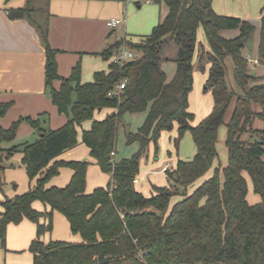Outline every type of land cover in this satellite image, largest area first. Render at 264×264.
<instances>
[{
	"label": "trees",
	"instance_id": "obj_1",
	"mask_svg": "<svg viewBox=\"0 0 264 264\" xmlns=\"http://www.w3.org/2000/svg\"><path fill=\"white\" fill-rule=\"evenodd\" d=\"M125 2L127 0H117ZM159 5V23L140 42L121 39L100 54L110 62L108 72L94 74L91 82H82L79 62L68 78L58 73L57 50L49 42L48 24L42 17L46 7L36 0H26L24 7L9 10L11 20L26 19L39 33L46 48V86L53 104L67 123L58 130L42 128L41 121L27 117L10 128L0 125V191L4 194L5 171L14 168L12 159L23 154L30 188L15 197L5 195L0 201L1 246L6 248L7 228L28 219L36 224V237L29 252L33 264H99L104 253L107 264H264V78L252 73L245 59V42L253 37L256 26L248 20L219 15L214 0H152ZM49 2V0H48ZM165 9H162V7ZM202 28L207 46L198 42ZM238 30L232 39L223 31ZM178 47L177 72L168 82L161 65L163 49ZM126 47L136 58L123 66L114 64L113 56ZM198 53V57L195 60ZM259 62L264 65V16L260 22ZM228 59L233 63V82L227 77ZM196 61V62H195ZM206 90L211 91L213 109L198 125H192L189 97L194 87L196 67L206 71ZM126 80L125 89L110 93ZM60 82V88L54 87ZM11 103H0V119ZM114 109L103 120L94 119L97 111ZM232 110L227 119V113ZM141 128L132 133L125 123L127 113H144ZM37 130L33 142L13 144L22 122ZM92 122L83 131L82 142L103 173L111 176L106 188L86 193L87 161H55L65 151L78 145V128ZM178 125L174 144L190 131L196 147L191 161L179 160L175 170H167V186H153V195L145 196L135 188L142 159H147L151 145L154 159L164 132ZM227 128L228 164L215 169L213 175L192 193L188 188L205 177L218 159L219 128ZM124 129L128 145L138 143L139 150L130 158L113 162L119 132ZM62 167L74 175L64 188H47ZM261 202L248 200V180ZM35 182V185L32 183ZM177 198L178 200L173 201ZM42 203L46 210L33 207ZM65 216L71 232L80 235L81 243L43 242L53 231L54 212ZM43 221V222H42Z\"/></svg>",
	"mask_w": 264,
	"mask_h": 264
},
{
	"label": "crops",
	"instance_id": "obj_2",
	"mask_svg": "<svg viewBox=\"0 0 264 264\" xmlns=\"http://www.w3.org/2000/svg\"><path fill=\"white\" fill-rule=\"evenodd\" d=\"M134 1L136 0L125 2L117 0H49L48 2V0H45L44 5L41 7H46L48 4V8L46 7V13L42 17L48 24L50 45L58 51L56 60L58 73L61 77L68 78L73 68L81 62L82 82H91L96 72H108L109 70L110 62L105 61L100 56L101 53L121 39L137 41L151 32L160 20L159 6L152 3V0H147L144 6L139 5L138 9H135L133 6ZM25 3L26 0H0V103H11V108L7 114L0 119V125L7 129L14 122L30 117L35 120L39 119L42 128L46 130H58L67 123L68 118L58 112L46 86L47 56L41 36L26 19L11 20L8 16L9 10L22 8ZM213 8L217 14L225 15V12L217 9L216 0L213 1ZM263 16L262 10L260 22ZM239 18L246 20L250 19L251 16L248 14ZM113 19H122L124 24L111 30L107 27V22ZM259 28L260 23L256 25V29L259 30ZM202 32L203 29L200 28L198 35H202ZM133 34L140 37L133 39L130 36ZM221 34L227 39H232L239 35V31L227 30ZM259 38L260 33L257 46H259ZM245 56L248 57L247 54ZM197 57L198 53L196 59ZM161 58L164 60L161 67L166 74L167 81L170 82L177 72V55H172V62H167L168 57L166 55H161ZM254 60H258L256 65H261L258 51L257 58ZM227 64L230 72L233 69L231 59H228ZM205 66L206 71L203 72L202 78L196 72L194 73V87L197 90L201 85H206L210 65L205 63ZM261 82L264 83V79ZM60 85V82H55L54 87L59 89ZM213 105L214 102L206 107L202 118L210 114ZM113 112H115L114 109L97 111L94 119L101 121ZM131 115L133 114L127 113L125 119L132 117ZM146 117L147 112H144L143 118H140V127L138 126L136 130L132 131L127 125L129 130L136 133L144 124ZM200 122H196V125ZM125 123H127L126 120ZM257 123L255 126L261 128ZM91 124L92 122H86L78 128L79 142L77 147L65 151L55 160L59 162L87 161L90 164L87 170V194L92 193L97 188H106L111 180L110 175L101 171L97 161L91 157L90 149L82 142V133L90 129ZM192 125H194V122ZM176 127L178 128V125ZM121 130L125 132L124 129ZM124 135L125 139L126 134L124 133ZM37 138V130L24 121L19 127L16 140L13 143L4 144L3 147L9 148L15 143L24 140H36ZM133 146L139 147V144L134 143ZM169 152V158L155 160L154 148L151 145V156L142 159L140 172L135 181V188L145 196L151 197L153 195V186H167L169 184L164 167L169 164L170 170H175L178 161L182 160L179 152L176 155L171 151ZM22 159L23 154L17 153L14 157L15 168H9L5 171L6 184L11 185V187L14 186V188H10L7 193L2 194V200L5 195L12 198L25 193L30 188L27 172L20 165ZM218 167L224 168L225 166L222 167L214 162L213 169L211 168L205 177L190 186L188 193H192L203 181L211 177ZM73 175L74 171L71 168L62 167L59 175L49 181L47 188H64L70 183ZM248 177L246 175L247 180ZM35 182L32 185H35ZM252 189L249 186L247 200L251 205H255L262 200ZM33 207L40 212L46 210V207L40 202H35ZM3 211L0 205V216ZM36 232V224L28 219L23 220L18 225L10 224L7 228V252L1 248L0 240V264H33V255L29 252V247L36 237ZM42 240L45 243L51 240L70 243L82 242L81 236L71 232L69 222L58 211L54 212L53 231L45 235Z\"/></svg>",
	"mask_w": 264,
	"mask_h": 264
},
{
	"label": "rangeland",
	"instance_id": "obj_3",
	"mask_svg": "<svg viewBox=\"0 0 264 264\" xmlns=\"http://www.w3.org/2000/svg\"><path fill=\"white\" fill-rule=\"evenodd\" d=\"M146 1L147 0H136V1H134L133 6L135 9H138V6L139 5L144 6ZM151 2L154 3L153 1H151ZM44 3H45V0H36L35 4L37 7H40V6L44 5ZM216 3H217V9L221 12H225L224 14L228 15V16L230 15V16L241 17V16L249 14L251 16V18L246 19V20L250 21L255 26L258 23H260V17H261V11L262 10L264 13V0H216ZM155 5H157V4H155ZM157 6H159V5H157ZM159 9H160V7H159ZM162 9H165V7L163 6ZM160 13H161V9H160ZM152 30H153V28H152ZM152 30H151V32H152ZM151 32L149 34H151ZM202 33H203L202 35H200V34L198 35V42L202 43L203 45L206 46L207 41H206L205 33H204V31ZM259 33H260V28H259V30L256 29L253 37L250 38L249 40H246V42H245L244 53L248 55V57L250 58V61H252V60L254 61V59L257 58V51H258L257 50V48H258L257 40H258ZM149 34H147V35H149ZM130 36L133 39L140 37V36L134 35V34L130 35ZM124 40H126V39H124ZM140 41H141V39L137 40V42H140ZM175 48H176V52H175ZM175 54L178 55V48H177V45L174 43H172L171 45H169L168 47L163 49L161 52L162 56L166 55L168 57L167 62H172L173 59L171 57H172V55L175 56ZM195 60H196V58H195ZM250 67H251L252 73L255 76L259 75V76H261V78H264V65H262V64L256 65V64L250 62ZM253 68H254V72H253ZM195 72L199 77L202 78L203 72L201 70H199L196 67ZM230 72H231L232 77L230 76ZM230 72L228 70L227 77H228L229 81L232 82L233 81L232 70ZM230 78H231V80H230ZM193 88H194V90L192 91V94L190 97L191 98L190 99V111L195 115L194 125H196V122H198V121L200 122L203 118L206 117L205 116L202 118V115H203L206 107L210 106V104H212L213 97H212L211 91L206 90V85H204V84L201 85L199 90L195 89V87H193ZM231 113H232V110H229V112L227 113V119L230 117ZM129 114H133V115H131L132 117H129L126 119L124 117V119L126 120V122H127L126 124L129 126V128L132 131H134L140 125V123H141L140 118H143L144 113H136V114L135 113H129ZM257 125H259V127H261V128H264V122H261V123L259 122V123H257ZM124 133L125 132H123L122 130H120V132H119V137H118L117 145H116L117 156L115 157V161H120V160L125 159V158H130L134 154H136L139 150L138 146H133V144H131V145L127 144L126 138L124 139V137H125ZM177 137H178V128L176 126L171 132H164L162 134L160 141H159V147L160 148H159L157 159L163 160L165 158H169L170 157L169 151H171V153H173L174 155H176L179 152L180 159H182L183 161H189V160L191 161L193 159V157L196 153V147H195L191 132L186 131L184 133V135L180 139L178 151L176 150V148L174 146V140ZM226 138H227V128L225 127V125H223L219 128V138H218V143H217V150H218L219 157L215 161V162H217V164H220L222 167H224L228 164V151L226 148ZM78 140H79V138H78ZM24 141L25 142H27V141L33 142V141H35V139L34 140H32V139L31 140H24ZM24 141L19 142V143H15V144H22V143H24ZM153 155H154V153H153ZM150 156L151 155L149 153V157ZM14 157H13L12 161L15 164L16 162L14 160ZM21 164L22 163H20V165ZM22 168L25 170L24 167H22ZM25 172H26V170H25ZM248 186H250L251 189L253 187L252 181L249 177H248ZM10 188H14V186L11 187V185L8 186L6 184L4 187V193H7ZM188 191H190V188H188ZM2 194L3 193L0 191V200H2V196H3ZM175 199H173V201H176ZM62 217L64 218L63 214H62ZM1 248H3V247L1 246ZM3 249L5 252H7L8 248L6 246V248H3Z\"/></svg>",
	"mask_w": 264,
	"mask_h": 264
},
{
	"label": "built area",
	"instance_id": "obj_4",
	"mask_svg": "<svg viewBox=\"0 0 264 264\" xmlns=\"http://www.w3.org/2000/svg\"><path fill=\"white\" fill-rule=\"evenodd\" d=\"M124 24V21L122 19H113V20H109L107 22V27L111 30L119 27V26H122ZM136 53L126 47H123L120 51H118L112 58V61L114 64H117V65H120V66H123L126 62L136 58ZM245 59L249 62H252L254 64H258V60H252L250 61V58L249 57H245ZM126 83L127 81L124 80L122 81L114 91H112L110 93V96H115L117 94H120L124 89H125V86H126ZM115 157H116V152L113 151L111 153V159L113 162H115ZM170 169V166L169 164L166 165L164 167V171H167Z\"/></svg>",
	"mask_w": 264,
	"mask_h": 264
},
{
	"label": "water",
	"instance_id": "obj_5",
	"mask_svg": "<svg viewBox=\"0 0 264 264\" xmlns=\"http://www.w3.org/2000/svg\"><path fill=\"white\" fill-rule=\"evenodd\" d=\"M111 260L110 257H106L104 253L98 257L99 264H107Z\"/></svg>",
	"mask_w": 264,
	"mask_h": 264
}]
</instances>
